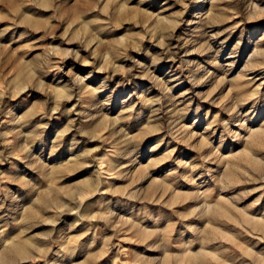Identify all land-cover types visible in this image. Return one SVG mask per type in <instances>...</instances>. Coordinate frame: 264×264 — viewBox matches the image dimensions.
<instances>
[{
	"label": "rangeland",
	"instance_id": "rangeland-1",
	"mask_svg": "<svg viewBox=\"0 0 264 264\" xmlns=\"http://www.w3.org/2000/svg\"><path fill=\"white\" fill-rule=\"evenodd\" d=\"M0 264H264V0H0Z\"/></svg>",
	"mask_w": 264,
	"mask_h": 264
},
{
	"label": "bare ground",
	"instance_id": "bare-ground-1",
	"mask_svg": "<svg viewBox=\"0 0 264 264\" xmlns=\"http://www.w3.org/2000/svg\"><path fill=\"white\" fill-rule=\"evenodd\" d=\"M85 185H86V183H85ZM24 244H25V242H24ZM15 248H16V250H21L23 248V246L22 245H17Z\"/></svg>",
	"mask_w": 264,
	"mask_h": 264
}]
</instances>
